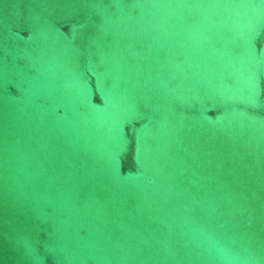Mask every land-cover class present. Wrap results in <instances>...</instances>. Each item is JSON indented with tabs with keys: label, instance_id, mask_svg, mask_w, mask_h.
Masks as SVG:
<instances>
[{
	"label": "water",
	"instance_id": "water-1",
	"mask_svg": "<svg viewBox=\"0 0 264 264\" xmlns=\"http://www.w3.org/2000/svg\"><path fill=\"white\" fill-rule=\"evenodd\" d=\"M0 264H264V0H0Z\"/></svg>",
	"mask_w": 264,
	"mask_h": 264
}]
</instances>
